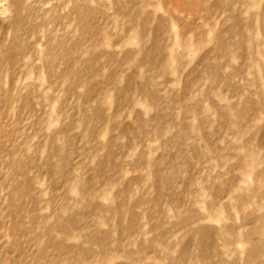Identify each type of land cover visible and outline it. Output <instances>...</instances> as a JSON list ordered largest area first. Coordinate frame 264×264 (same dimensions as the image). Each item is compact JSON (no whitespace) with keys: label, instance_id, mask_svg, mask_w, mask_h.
Here are the masks:
<instances>
[{"label":"rangeland","instance_id":"1","mask_svg":"<svg viewBox=\"0 0 264 264\" xmlns=\"http://www.w3.org/2000/svg\"><path fill=\"white\" fill-rule=\"evenodd\" d=\"M0 264H264V0H0Z\"/></svg>","mask_w":264,"mask_h":264}]
</instances>
